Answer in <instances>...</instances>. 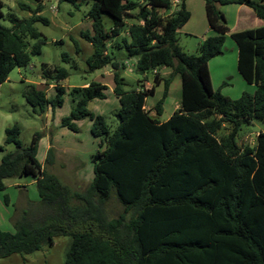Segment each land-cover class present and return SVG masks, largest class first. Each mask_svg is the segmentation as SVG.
<instances>
[{
    "label": "trees",
    "instance_id": "trees-1",
    "mask_svg": "<svg viewBox=\"0 0 264 264\" xmlns=\"http://www.w3.org/2000/svg\"><path fill=\"white\" fill-rule=\"evenodd\" d=\"M26 19L10 17V27L0 24V84L13 68L23 67L30 54L40 52L44 41L34 24H47L41 1ZM79 5L75 0H58ZM91 30L81 32L92 52L86 59L90 71L109 65L112 93L118 102L117 124L110 130L101 115L88 110L89 102L105 98L106 86L98 82L72 87L59 84L68 73L55 68L44 77L53 83V95L29 84L26 102L42 112L63 103L68 93L73 107L60 125L72 132L76 122L88 117L90 134L100 149L91 156L92 180L76 192L45 171L36 159L37 140L22 146L20 129L4 130V142L13 150L0 159V192L4 180L28 176L35 180L38 202L29 203L13 220V232L0 230V259L29 254L52 244L53 238L69 237L64 264H264V128L254 146H240L235 139L240 127L256 119L264 123V3L260 0H217L249 8L261 24L229 34L237 49L236 69L255 86L230 99L213 90L208 61L221 54L229 30L215 0H203L208 26L214 32L201 40L198 55L185 53L178 44V30L188 21L186 0H114L116 15L106 32L102 14H109L106 0H89ZM178 9L169 11L172 3ZM0 1V18L3 17ZM134 22L124 16L134 11ZM119 49L134 61V70L169 68L162 97L154 116L144 108L152 88L124 91L115 62L106 52L109 41L119 36ZM36 40L30 51L24 38ZM67 58V55H64ZM180 78V101L170 117L158 120L162 102L173 77ZM156 116V117H155ZM228 125V132L217 137ZM50 148L47 150L49 155ZM114 196L122 212L110 218L105 204ZM6 203L7 198L4 196Z\"/></svg>",
    "mask_w": 264,
    "mask_h": 264
},
{
    "label": "rangeland",
    "instance_id": "rangeland-1",
    "mask_svg": "<svg viewBox=\"0 0 264 264\" xmlns=\"http://www.w3.org/2000/svg\"><path fill=\"white\" fill-rule=\"evenodd\" d=\"M2 2L3 17L0 24L10 27V17L18 20L26 19L33 13L36 3L33 0H0ZM233 1V0H230ZM264 3V0H260ZM74 4L58 0H42L40 14L48 20L42 24L36 22L34 27L42 34L44 41L40 44L38 54H30L28 63L23 67L13 68L4 82L0 84V145L4 142V130L13 125L20 129L19 140L22 146L29 145L35 134H40L37 140L36 159L42 168L49 174L55 175L59 181L67 185L71 191L82 192L92 180L93 156L99 149V139L90 134L91 121L88 117L76 122L77 131L72 132L60 125L61 120L68 116L74 103L72 97L66 93L60 106H50L39 112L26 102L23 93L29 84L46 93L48 97L53 95V83L45 79L44 70L53 75L55 68H64L68 76L60 85L68 92L72 87L83 86L92 81L102 83L110 87L105 91V98L93 100L88 104V110L93 115H101L110 130L117 124L116 101L111 88L113 87L112 70L109 65L90 71L86 59L92 52L91 45L81 37V32L91 30V21L87 17L90 6L89 0H75ZM109 14H102L103 30L109 32L113 26V16L116 15L114 0H106ZM186 9L191 17L185 23L183 29L178 30V44L187 54L198 55V45L202 40L201 27L207 21L204 17L203 0H186ZM214 6L224 18L227 28L221 48V54L210 61V72L213 90L219 89L221 94L230 99H237L242 92L253 93V87L245 83L236 69L237 51L236 45L229 37L230 33L253 29L257 27L256 21L246 13L236 11L237 5L230 2L225 5L217 0ZM178 9L177 4L171 6L172 12ZM135 10L130 15L124 16V22H134ZM167 11L158 10L163 16ZM113 15V16H111ZM235 23V24H234ZM125 36V31L107 43L108 55L118 64L127 63L125 69L119 68L118 74L123 78L122 89H153L154 94L145 101V110L154 116V106L162 97L163 83L155 84L156 78L164 80L170 70L159 68L155 72L149 71L145 76L139 75L134 70V65L128 60L125 51L119 49V42ZM36 40L24 38L26 50L30 51ZM109 44V45H108ZM67 55V58H64ZM133 68L129 71L127 68ZM145 82H147L145 84ZM226 83V86L223 85ZM180 99V78L173 77L168 93L162 102V110L159 120L164 121L177 109ZM156 117V116H155ZM217 137L225 135L230 127L224 125ZM264 123L253 119L249 124H244L238 130L236 143L240 146H254L256 135L262 131ZM52 141L57 149L50 144V154L45 149L48 142ZM13 150L12 145H6L5 151L0 152V159L6 152ZM58 150V151H57ZM5 189L0 192V230L13 232V220L29 203L38 202L36 186L28 176L8 178L4 180ZM4 196L7 202L3 201ZM105 211L110 218L116 217L122 212V206L112 195L105 204ZM69 237L58 236L53 238L52 244L42 246L39 250L29 254H12L0 259V264H64V255L69 246Z\"/></svg>",
    "mask_w": 264,
    "mask_h": 264
},
{
    "label": "crops",
    "instance_id": "crops-1",
    "mask_svg": "<svg viewBox=\"0 0 264 264\" xmlns=\"http://www.w3.org/2000/svg\"><path fill=\"white\" fill-rule=\"evenodd\" d=\"M174 4H176L175 2L174 3H172V6L174 5ZM203 7V11H204V17H205V19H206V16H205V10H204V6H202ZM236 11H239V14L240 13H246L247 15H249L252 19H254V21H256V24L257 25H260L261 24V21L260 20H258L257 18H255V16H254V14L252 13V11L249 9V8H247V7H245V6H243V5H237V9H236ZM172 12V10L170 9L169 11H168V13H171ZM190 13V12H189ZM190 17H191V14H190ZM235 24V23H234ZM185 25V24H184ZM184 25L181 27L182 29H183V27H184ZM202 29H201V34L203 35V37H202V39L203 38H205V37H207V36H209V35H213L214 34V32L210 29V27L208 26V23H207V21L204 23V25H202V27H201ZM229 30V29H228ZM230 31V30H229ZM229 33V32H228ZM109 45V44H108ZM236 51H237V49H236ZM107 52V51H106ZM216 57V56H215ZM212 59H214V57L213 58H211L209 61H208V68H209V73H210V81H211V85H212V79H211V72H210V66H209V63H210V61H212ZM128 60L131 62V64L132 65H134V61L132 60V59H129L128 58ZM122 64H123V66H122V68L123 69H125L126 67H127V63L124 61V62H122ZM105 67V66H104ZM163 68H165V67H163ZM129 71H131L133 68H127ZM112 70V69H111ZM153 72H155V71H153ZM122 78V77H121ZM123 79V78H122ZM244 81V80H243ZM92 82H94V81H92ZM245 82V81H244ZM99 83V82H98ZM147 82H145V84H146ZM246 83V82H245ZM100 84H102V83H100ZM84 85H87V84H84ZM104 85V84H103ZM170 85V84H169ZM223 85L224 86H226V83H223ZM248 86H250V87H253V89H255V86L254 85H251V84H247ZM106 86V85H105ZM168 89H169V87H168ZM106 90H110V87L109 86H106ZM105 90V91H106ZM111 90H112V88H111ZM124 90V89H123ZM136 90H138V88H136ZM124 91H128V90H124ZM168 93V92H167ZM114 95V94H113ZM114 97H115V95H114ZM115 99H116V97H115ZM116 101H117V99H116ZM179 101H180V99H179ZM178 106H179V103H178ZM178 108V107H177ZM151 115V114H150ZM152 116V115H151ZM168 119V118H167ZM167 119H165L164 121H166ZM158 120H159V118H158ZM160 122H164V121H161V120H159ZM78 122V121H77ZM76 124V123H75ZM50 144H52V141L50 140L49 142H48V144H47V146H46V150H48V148H49V146H50ZM52 147L54 148V149H57V147L54 145V144H52ZM58 151V150H57ZM92 177H93V175H92ZM32 179V178H31ZM32 181H33V183L35 184V180L34 179H32Z\"/></svg>",
    "mask_w": 264,
    "mask_h": 264
}]
</instances>
